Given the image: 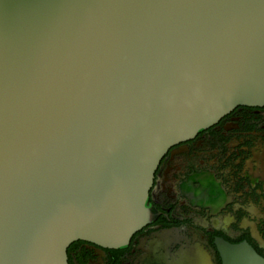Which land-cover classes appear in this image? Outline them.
Here are the masks:
<instances>
[{"label":"water","instance_id":"obj_1","mask_svg":"<svg viewBox=\"0 0 264 264\" xmlns=\"http://www.w3.org/2000/svg\"><path fill=\"white\" fill-rule=\"evenodd\" d=\"M239 105H264V0H0V264L127 245L169 148Z\"/></svg>","mask_w":264,"mask_h":264},{"label":"flooded vegetation","instance_id":"obj_2","mask_svg":"<svg viewBox=\"0 0 264 264\" xmlns=\"http://www.w3.org/2000/svg\"><path fill=\"white\" fill-rule=\"evenodd\" d=\"M154 219L122 247L76 240L70 264H222L216 239L264 257V105H239L174 144L155 172Z\"/></svg>","mask_w":264,"mask_h":264}]
</instances>
